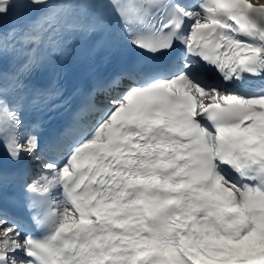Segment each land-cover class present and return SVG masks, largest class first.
<instances>
[{
	"label": "snow or ice",
	"instance_id": "6c2138e0",
	"mask_svg": "<svg viewBox=\"0 0 264 264\" xmlns=\"http://www.w3.org/2000/svg\"><path fill=\"white\" fill-rule=\"evenodd\" d=\"M0 264H264V0H0Z\"/></svg>",
	"mask_w": 264,
	"mask_h": 264
}]
</instances>
